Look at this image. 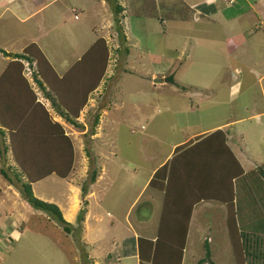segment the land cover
I'll return each instance as SVG.
<instances>
[{
  "label": "rangeland",
  "instance_id": "1",
  "mask_svg": "<svg viewBox=\"0 0 264 264\" xmlns=\"http://www.w3.org/2000/svg\"><path fill=\"white\" fill-rule=\"evenodd\" d=\"M150 1L118 0L125 10L116 14L109 0H25L32 12L25 24L11 19V26L6 22L9 14L2 15L0 40L12 36L9 48L14 52L35 42L53 63L59 62L58 51L70 48L72 37L74 54L63 52L64 58L83 53L95 34L108 37L112 71L110 80L94 91L80 112L83 130L67 124L74 148L73 168L68 176L62 179L50 175L32 184L35 197L55 203L61 211L73 206L67 221L73 227L77 226L78 212L85 208L88 230L84 231L83 220L80 232L73 229L66 233L49 214L30 207L18 186L8 185L0 175V202L14 213L12 218L10 211L0 209V264H94V257L86 251V240L94 238L102 243L106 233L110 235L114 227L125 224L126 214L128 223L135 224L138 212L152 229L160 196L158 200L154 198L149 210L145 208L151 189L143 186L150 171L170 156L175 143L194 139L191 134L214 124L235 122L231 127L237 146L250 159L264 161V23L259 22L256 12L261 1L184 0L189 8L207 12L194 15L193 21L183 0H153L155 10L145 18V13L152 12ZM15 3L18 5V0ZM29 10L23 8L22 13L27 15ZM211 12L213 17L209 16ZM125 14L128 15L124 17ZM114 17L124 22L129 36L125 44L131 50L128 56L123 49L121 54L115 51L120 47ZM147 51L152 56H147ZM172 57L175 63L170 62ZM25 75L31 79L29 69H25ZM170 75L172 81L165 82ZM161 80L163 84L159 85ZM236 80H241L239 87L230 88ZM182 85L187 87L185 92L180 90ZM96 114V133L90 135ZM190 135L194 137L188 139ZM243 163L246 169L252 167L247 159ZM90 169L101 175L91 197L89 190L95 182L87 183ZM262 182L251 187V197H245V208L255 203L258 217L264 214ZM83 185L87 186L85 195L81 192ZM72 199L74 202H70ZM111 221L116 223L114 227ZM253 231L247 233L252 235ZM146 233L150 235L152 231ZM245 238L241 242L247 263L256 264L257 260L264 264V253L253 261V252H247V247L252 248L249 245L254 241L249 236ZM96 248L100 260L105 250L102 244ZM211 252L212 264H237L225 243L219 245V252L216 248ZM125 262L134 264L135 259ZM204 263L209 261L205 259ZM183 264H191L188 257Z\"/></svg>",
  "mask_w": 264,
  "mask_h": 264
},
{
  "label": "trees",
  "instance_id": "2",
  "mask_svg": "<svg viewBox=\"0 0 264 264\" xmlns=\"http://www.w3.org/2000/svg\"><path fill=\"white\" fill-rule=\"evenodd\" d=\"M109 2L116 14L125 10L118 4V0H109ZM151 6L152 12L145 13V18L151 17L155 10L154 2H151ZM72 11L75 12L74 9ZM114 22L119 40L118 47H120V50L115 51L121 54L123 49L128 56L131 50L125 44L123 27L117 17H114ZM0 51L10 57L0 76V86L6 80L15 82L11 90L5 89L0 95V161L2 162L0 175L9 185L18 186L22 197L30 207L49 214L66 233L73 229L80 232L86 213L85 208H81L78 212L77 226L73 227L63 218L61 210L55 203L43 201L33 195V183L50 175L62 179L68 176L73 168L74 148L71 137L65 133L59 122L51 118L45 106L37 100L32 85L23 73L26 63L31 71L32 81L41 91L42 96L49 101L53 111L74 129L83 130L84 124L79 121L81 110L101 82L110 80V77L106 76V70L110 64L111 48L105 38L96 37L79 59L61 76L56 73L35 42L27 44L20 52L7 53L1 49ZM78 68H82L83 77L74 79L73 74L76 70H80ZM180 90L185 92L187 87L182 85ZM98 122L99 115L96 114L89 130L90 135L96 133ZM222 141H225L222 130L195 136L194 139L177 145L172 157L155 169L148 181V187L162 191L164 194L160 222L163 226H176L177 229H170L167 232L159 229L154 240L138 237L139 264H180L191 208L200 199L188 201L179 213L173 212V207L169 206L172 192L176 191L177 182L189 172L187 168L195 165L196 160H199L200 148L203 149L202 146L209 145L215 150V147L217 149L219 144H223ZM224 148L238 168L237 175H242L243 170L233 153L225 145ZM8 154H10L9 157ZM86 154L88 156L87 150ZM178 161L181 163L177 164ZM253 171L264 179V163L256 166ZM99 174L98 170L90 169L87 183L93 184ZM86 190L87 186L83 185L82 195H85ZM224 203L227 209L226 224L234 261L237 264H244L246 259L243 244L240 241L241 233L235 221L236 214L232 210V195ZM203 248L205 257L202 261L206 259L209 261L208 264H212L209 259V248L207 246Z\"/></svg>",
  "mask_w": 264,
  "mask_h": 264
},
{
  "label": "crops",
  "instance_id": "3",
  "mask_svg": "<svg viewBox=\"0 0 264 264\" xmlns=\"http://www.w3.org/2000/svg\"><path fill=\"white\" fill-rule=\"evenodd\" d=\"M260 1L261 2L258 5V9L256 12L259 13L258 14L259 22L264 23V12H263L264 0H260ZM24 2L25 0H18V5H16L15 0H0V23L2 21L1 20L2 15L4 13H8L9 16L6 18V22L8 24L10 23L11 26H14V23L10 22L11 19L25 24L26 21L29 19L30 15L32 14V12H30L29 10V4L27 6V4H24ZM150 2H153V0H151ZM184 2L187 4V6L184 4L186 10L191 13L192 21L196 19L194 18V15L199 14L200 16H203L201 15L200 12L207 15L206 11H202L200 9L193 10L189 8L187 1H184ZM92 3L94 4L93 1ZM43 6H46V3ZM214 6H215V9L219 8L217 5H214ZM26 7L29 10L27 15L26 13H22L23 8H26ZM211 7H213V5L209 6L208 8H211ZM212 12L209 15L210 17H213ZM16 13L18 15H16ZM207 20L209 21L210 18H207ZM121 21H122V18L120 20V24L123 27V32L125 34L126 42H127L129 41V36L127 32L124 30V22L122 21L123 22L122 24ZM8 32H9V26L7 25V33ZM76 32L77 31L73 32V35ZM96 37H103L106 39V41L108 39V37L104 35L95 34L92 37V39H90L89 42L85 44L84 46L85 50L89 47V45L94 41ZM11 39H12V36H8V35L5 36L3 39H1L0 49L7 53L17 52V51L14 52L13 49L9 48V42L11 41ZM73 42H75L74 37H72V39L70 40L69 49L65 51L63 49L62 51L61 50L58 51L57 58L59 59V62H56V63H53L50 57L42 50V48H40L59 76L63 75L69 69V67H71V65L76 60L79 59L80 55L82 54L81 53L80 55L76 56L75 58L73 57L71 59L70 57L64 58L63 56H61L63 52H64V55L74 54L75 47L73 46L74 44ZM76 44L78 48L79 43H76ZM146 54L147 56H152L150 51H147ZM9 60H10V57L5 56V54L2 51H0V76L4 72ZM169 60L170 62L172 61L173 63L174 61L175 63L176 58L172 57ZM109 66L106 70L107 77H111L112 70L111 68H109ZM25 69L27 70L29 69L26 63H25ZM78 69L80 70H76L73 74L74 79L83 77V73H82L83 70H81L82 68H78ZM11 76H13V74H11ZM23 76L30 82V84L32 85V88L36 86L35 83L32 81V79H28L26 77L25 70H24ZM260 78L261 77H259L258 80ZM154 81L155 80H153V82ZM161 81L158 83L159 85L163 84V81L162 82ZM240 81L241 80H236L233 83V85L231 86L229 85V87L230 88H234L236 86L239 87ZM105 82L107 81L105 80ZM14 83L15 82L6 80L4 84H1L0 95H1V91L5 89L11 90ZM103 83L104 81H102L100 85H102ZM33 90L37 95V100L40 101L45 106V108L50 113L51 118L54 121L59 122L63 126L65 133L68 134L67 128H66L67 123H65L62 120V118L58 114H56L55 111H53V109L50 107L49 101L42 96L41 91H39L37 87L36 89L33 88ZM232 124H235V122L217 123V124L212 125V127L205 129L202 132L191 134L194 136H198L199 134L206 135L216 130H222V132L224 133L225 141L224 142L222 141L223 142V144H221L222 146L219 144V148L216 149L215 147V150L214 148H210L209 145L202 146L203 149L200 148V155L198 157L199 160L197 159L195 165L187 168L189 172L185 173V175L183 176V179L177 182L176 191L172 192L173 196L171 197L172 199H170L169 206L173 207V212L179 213L181 208H183L184 205H186L188 201L193 202V199H196V198L200 199L199 201L194 203L193 207L191 208V215H190L189 223L187 226V233H186V237L184 241V247H183V252H182L181 259H180V264H183L185 257H188V260L191 261V264H206L204 263V261H202L204 259L203 256L205 257V252L203 248L204 246H207L210 252L212 251V248H216V251L219 252V245L221 244L224 245L225 243L227 250L229 251V253H231V255H233L232 249H231V241L228 236L227 224H226L227 209L224 203L227 199L230 198V195H232V210L236 214L235 215L236 225L239 229V232L241 233L240 241L241 240L242 242L246 241L245 236H249L253 239L255 244L250 243L249 245V246H252V248L246 246L247 252L249 251L253 252V255H254L253 261L256 259L255 258L256 255L258 256L259 253H264V240L263 238H261L262 237L261 234H264V214L262 217H258L257 208H256L257 205L255 203H251L249 207L245 208V205L248 206V203L245 197L252 196L251 193H249V190L251 189V187L253 188L254 186L256 187V185L263 183L262 181L264 179L260 177V175H258L255 171H253V169H255L256 166L264 163V161H257L255 160L254 157L253 158L251 157L252 159H250V157L245 153V151H243L241 147L237 146L238 144L235 142V140L237 139L233 136L235 131H234V128L231 127ZM68 126H71V125L68 124ZM191 135L188 139H191L192 137H194ZM239 135L242 138L243 134L239 133ZM219 139H221V137ZM186 141L188 140L186 139L182 142L175 143L176 144L175 146L182 144ZM224 145L231 150L234 157L240 164V167L243 170L242 175H237L238 168L235 166L234 162L230 158L227 150L224 148ZM237 150H238V153H237ZM172 155H173V152H171L170 156L167 159H164L163 161L159 162L158 165L150 171V176L144 183V186H143L144 189L148 187V181L150 177L152 176L153 172L155 171V169L158 168L160 165H162L165 161L169 160L172 157ZM245 159L248 160L249 165L252 166L251 168L249 169L245 168L244 163H243ZM178 163H181V161H178L177 164ZM173 170L174 169H172V171ZM99 176L101 175L99 174ZM244 177H247V178L245 179ZM99 180L100 179L98 177L95 183L93 184V186L91 185V188L89 190L90 191L89 197L95 195L93 191L94 190L93 187L96 185V183H98ZM150 189H151V192H150L151 196L147 197L149 199L145 202L146 204L144 205L145 208H147V210H149V207H151V204L154 198H157L158 200V196H160L159 197L160 201H158L160 202L159 203L160 206H159V211L157 214V221L155 223V226H153L151 229L150 223L147 221V219L144 216H139V213L137 212L138 215H136L135 224L128 223L127 214L124 218L125 224H123V226L121 223L118 226L114 227L116 223H114V221H111L109 224L111 227H114V228L111 230L110 235H107V233L105 234L106 239H104L102 243L100 240H97L94 238L86 240V238L82 237V239L87 241L86 242L87 244H85V247L87 248L86 251H88L89 257H94V264H128L127 262L124 263V261L128 259H135L134 264H139V256H138V248H137V238L138 237L154 240L157 236V231L159 229L162 232H167L170 229H174V230L177 229L176 226L175 227L163 226V223L160 222V213H161V209L163 206L164 194L162 191H159L153 188H150ZM1 193H2V190H1ZM263 198H264V194H261L260 199H263ZM70 202H74L73 199ZM0 209H3V210L6 209V211H10L8 212V214L11 215L10 217L14 218L12 216L14 215L13 211L8 210L9 207L8 206L6 207L4 205V202H0ZM62 211H63V217L65 218L66 221H68V219L72 215V212L74 211L73 206L71 207V205H68L65 209L62 208ZM87 212L85 213L86 217H87ZM207 215H209V217H207ZM211 216H215L216 219L214 220V218H212ZM85 222H86V219L84 220V223H83L84 231L85 229L88 230V228L85 225ZM250 230H254L253 231L254 233L252 235H250V233H247ZM148 231L150 232L152 231V233L148 235L149 233H146ZM141 234L146 235V236H142ZM221 237H223V240ZM215 243L217 247H215ZM97 244L98 245L102 244L105 250L103 252L104 254L102 253V255H100V258H101L100 260L98 259L100 253L97 252L96 250ZM199 247H201L202 249L201 253H198ZM249 253L251 254V252ZM196 256H198L197 259H196ZM210 256H212V252L210 253ZM212 262L214 263L213 260ZM245 264H248L247 261L245 262ZM256 264H260V263H258V261L256 260Z\"/></svg>",
  "mask_w": 264,
  "mask_h": 264
},
{
  "label": "water",
  "instance_id": "4",
  "mask_svg": "<svg viewBox=\"0 0 264 264\" xmlns=\"http://www.w3.org/2000/svg\"><path fill=\"white\" fill-rule=\"evenodd\" d=\"M154 80L159 81L158 79H154ZM164 81H165V82H171V81H172V75H170V76H168V77H165V78H164Z\"/></svg>",
  "mask_w": 264,
  "mask_h": 264
}]
</instances>
